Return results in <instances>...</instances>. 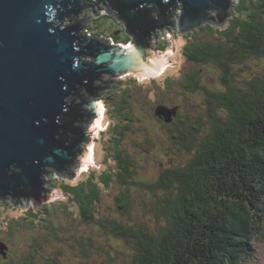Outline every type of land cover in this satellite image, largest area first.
I'll return each instance as SVG.
<instances>
[{"label":"trees","instance_id":"trees-1","mask_svg":"<svg viewBox=\"0 0 264 264\" xmlns=\"http://www.w3.org/2000/svg\"><path fill=\"white\" fill-rule=\"evenodd\" d=\"M105 2L111 11L120 6ZM230 14L223 24L168 28L182 38L180 78L144 77L142 97L139 77L114 78L112 91L98 99L107 120L97 134L100 169L96 164L82 178H60L61 187L50 180L48 187L60 192L57 203L2 219L0 264H64L65 247L75 264L257 260L256 243H264V0H235ZM120 19L94 18L92 37L129 45ZM165 37L152 43L158 55L170 47ZM160 108L174 113L166 118ZM142 116L166 132L158 141L174 162L159 157L158 130L139 126Z\"/></svg>","mask_w":264,"mask_h":264},{"label":"water","instance_id":"water-1","mask_svg":"<svg viewBox=\"0 0 264 264\" xmlns=\"http://www.w3.org/2000/svg\"><path fill=\"white\" fill-rule=\"evenodd\" d=\"M115 1L131 37L127 46L101 37L86 40L79 33L80 13L92 6L109 10L105 0H0L1 195L32 198L34 203L50 199L45 179H72L86 160L100 118L97 97L102 83L110 76L158 74L163 62L152 46L153 36L159 39V31L169 27L187 32L203 20L223 24L233 4ZM85 57L94 63L82 64ZM157 113L168 118L174 110L160 108Z\"/></svg>","mask_w":264,"mask_h":264},{"label":"rangeland","instance_id":"rangeland-1","mask_svg":"<svg viewBox=\"0 0 264 264\" xmlns=\"http://www.w3.org/2000/svg\"><path fill=\"white\" fill-rule=\"evenodd\" d=\"M235 2V0H233V3ZM233 5V4H232ZM101 6H92V7H89V8H86L84 9L78 19H82L83 21L81 22H78V29H79V33L81 35L82 38L88 40L89 38L92 37V34L95 33V31H89V25H90V22L93 21L94 18L102 15V13H106V14H109V16L111 18H115V16L106 8H102V10L99 8ZM99 8V9H97ZM95 10V12H94ZM231 12V11H230ZM118 21V20H117ZM114 22V21H113ZM112 21H109V23H113ZM116 26H111V30L110 31H113ZM116 33L118 34V31H116ZM160 33V36H158L159 38H163L164 36H166L165 38L167 39V41H169L170 43V47L168 48V50L163 54L161 55H158L156 54L158 57H160L159 59L162 60L163 62V66L161 68V73H158L152 77H155L157 76L156 78L160 77L162 78L163 76H166V75H172V78L174 77H178L180 78V74L179 72L182 70L183 68V63L184 61L182 60L181 56H180V53H179V49L181 48V45H182V38L180 36H174L172 35L171 32H168V31H159ZM97 38V37H96ZM160 38V39H161ZM110 38L106 39V38H103L102 41H108L110 42ZM156 40V37L153 36L152 37V42ZM96 53H93L92 55H95ZM87 58V61H82V64H86L87 62V65H91L94 63V59L91 58V57H86ZM85 58V59H86ZM175 58H178L179 60L177 61V64H175L174 66L172 65V61L175 60ZM84 59V58H83ZM92 59V60H91ZM171 69V71H170ZM180 70V71H179ZM160 74V75H159ZM126 76H128L127 74H125ZM123 75V76H125ZM122 76V75H121ZM125 76V77H126ZM109 80H112L111 82L113 83L114 82V78L113 77H108L104 83H102V85L100 87H103L101 88L99 91H98V97L97 99H99L100 97L104 96L105 93L107 91H112L111 89V85L112 83L110 84H106V82H108ZM141 84H143V89H142V94L140 95V97L144 96L145 93H146V90L148 88L147 86V81L145 79L144 81V77H140L139 78ZM150 96H152L150 94ZM149 96V97H150ZM140 103L139 104H142V99L139 98ZM99 111H100V118L95 121V124H94V128H93V132H92V136H91V144L89 145L88 147V154H87V157H86V160L84 161L83 163V166L81 168V171L74 177L72 178L71 180H74V179H78V178H82L87 172H89V168L90 167H96V164L98 166V169H100V163H101V159H102V154L100 153V149L101 147L99 146V144L96 142L98 139H99V135H97L98 133L100 134L101 131L105 130L104 127H106V123H107V120L104 116V107L102 105L101 102H99ZM143 115H145V113H143ZM144 117V119L139 123V126H144V127H149L151 128L153 125L155 126V128L158 130L156 136H157V140L155 141L156 143V152L158 153L159 157H163L165 159H170L172 162H174V158L169 155L168 157V154L165 147L163 146V150H162V144L161 142L158 141V139L160 138L161 140H163L164 142V138L167 137L166 135V132L163 130L162 132V127H160L157 122L154 120H151L150 118H147L145 116H142ZM100 147V148H99ZM166 151V152H165ZM166 154V155H165ZM141 156L138 155V161L139 163H143L141 160L143 158H140ZM157 165V163H156ZM148 175V173H144V176ZM60 178H63V179H69V178H65V177H61V176H53V177H49L47 179H45V181L43 182V188L47 189V191H50L52 193V196L50 199H48L47 201H37L36 203H34L33 199L30 198L28 199L27 197H16V196H12V195H2V197H4V200H1L0 201H4V203H10L13 207H11V205L9 204H5V205H0V227H3L2 224H1V220L4 219H8L11 220L12 218H15V217H18L20 215H23L24 214V210L26 208L29 207V205H33L35 206L36 209H40V208H43L44 204H47V203H51L53 204L54 202L57 203L60 199V196H58L60 194L59 192V189L55 186L54 189H49L48 188V184L50 182V180L53 181V183H55L57 186H60V184L62 185L63 182H61L62 180H59ZM44 217V216H42ZM45 218V217H44ZM62 223H64L63 221L64 220H61ZM6 227V226H5ZM1 229V228H0ZM79 234V233H78ZM6 234H5V231H0V238L1 237H5ZM13 241H15L13 239ZM18 243V242H17ZM112 244V243H111ZM113 246L114 248H116L117 250H121L123 247L121 245H119L117 242H113ZM256 248H257V252L255 254V259L257 260H254L252 262V264H264V243L263 244H258L256 243ZM48 247H46L47 249ZM14 249H15V246H14ZM45 251H48V250H45ZM76 257L75 255L73 256L70 249L68 247H65V249L63 248V256L61 257V260L63 261L64 264L66 263H74L76 262L75 258ZM98 260L101 259V258H97ZM67 260H69L67 262ZM72 261V262H71ZM97 261V260H95ZM100 261V260H99Z\"/></svg>","mask_w":264,"mask_h":264},{"label":"flooded vegetation","instance_id":"flooded-vegetation-1","mask_svg":"<svg viewBox=\"0 0 264 264\" xmlns=\"http://www.w3.org/2000/svg\"><path fill=\"white\" fill-rule=\"evenodd\" d=\"M81 21H83V20H82V19H78V22H81ZM85 58H86V57H85ZM85 58H84L83 60H84V61H87V58H86V59H85ZM86 64H87V62H86ZM70 103H73V101L71 100ZM62 179H63V178H62ZM48 182H50V181H48ZM61 182H63V180H62ZM48 185H49V184H48ZM60 187H61V184H60ZM48 188H49V187H48ZM49 189H50V188H49ZM1 196H2V195L0 194V199H1V200H4V197L1 198ZM2 202H4V201H2ZM29 206H30V205H29ZM32 206H33V205H32ZM34 207H35V206H34Z\"/></svg>","mask_w":264,"mask_h":264},{"label":"bare ground","instance_id":"bare-ground-1","mask_svg":"<svg viewBox=\"0 0 264 264\" xmlns=\"http://www.w3.org/2000/svg\"><path fill=\"white\" fill-rule=\"evenodd\" d=\"M83 60V59H82ZM92 60V59H91ZM84 65H87V64H84Z\"/></svg>","mask_w":264,"mask_h":264}]
</instances>
